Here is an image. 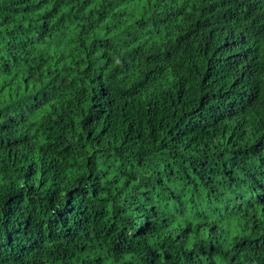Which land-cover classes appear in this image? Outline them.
I'll use <instances>...</instances> for the list:
<instances>
[{"label":"trees","instance_id":"obj_1","mask_svg":"<svg viewBox=\"0 0 264 264\" xmlns=\"http://www.w3.org/2000/svg\"><path fill=\"white\" fill-rule=\"evenodd\" d=\"M0 264H264V0H0Z\"/></svg>","mask_w":264,"mask_h":264}]
</instances>
